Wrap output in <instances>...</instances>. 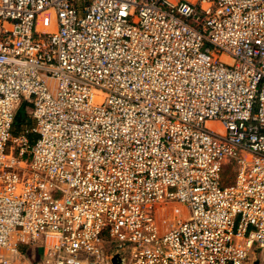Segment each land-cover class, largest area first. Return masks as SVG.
<instances>
[{
	"label": "built area",
	"instance_id": "1",
	"mask_svg": "<svg viewBox=\"0 0 264 264\" xmlns=\"http://www.w3.org/2000/svg\"><path fill=\"white\" fill-rule=\"evenodd\" d=\"M0 264H264V0H0Z\"/></svg>",
	"mask_w": 264,
	"mask_h": 264
},
{
	"label": "trees",
	"instance_id": "2",
	"mask_svg": "<svg viewBox=\"0 0 264 264\" xmlns=\"http://www.w3.org/2000/svg\"><path fill=\"white\" fill-rule=\"evenodd\" d=\"M28 105L23 103L20 105L16 112L15 122H14V135H21L26 129H30L32 126V121L27 112ZM28 138L30 142L34 143L37 136L35 134L29 133Z\"/></svg>",
	"mask_w": 264,
	"mask_h": 264
},
{
	"label": "rangeland",
	"instance_id": "3",
	"mask_svg": "<svg viewBox=\"0 0 264 264\" xmlns=\"http://www.w3.org/2000/svg\"><path fill=\"white\" fill-rule=\"evenodd\" d=\"M48 14H50V13H47L46 16H47ZM50 27H51V26H50ZM50 27H49V28H50ZM49 28H48V29H49ZM208 126H209L210 128H213V127H217V124H213V125L208 124ZM173 214H174V213H173V210H172V209H169V210L165 211L162 215L165 216V217H168V218H173V217H174ZM183 214H184V212L182 213V216H183ZM111 246H112V244H109V245H108V248H110ZM27 255H28L27 257H28L29 261H33V259H34L35 256H33L31 249L28 250V254H27Z\"/></svg>",
	"mask_w": 264,
	"mask_h": 264
},
{
	"label": "bare ground",
	"instance_id": "4",
	"mask_svg": "<svg viewBox=\"0 0 264 264\" xmlns=\"http://www.w3.org/2000/svg\"><path fill=\"white\" fill-rule=\"evenodd\" d=\"M45 16H46V15H44L43 17H45ZM46 17H50V18H52V15L49 14V15H47ZM39 21H40V22H39V25H38L39 30H47L48 27H46V25L43 23V18H41Z\"/></svg>",
	"mask_w": 264,
	"mask_h": 264
},
{
	"label": "crops",
	"instance_id": "5",
	"mask_svg": "<svg viewBox=\"0 0 264 264\" xmlns=\"http://www.w3.org/2000/svg\"><path fill=\"white\" fill-rule=\"evenodd\" d=\"M50 14L52 15V18H53V16H54L53 13H50ZM45 15H46V14H45ZM48 15H49V14H48ZM45 17H46V16H45ZM42 18H44V17L42 16ZM39 22H40V21H39Z\"/></svg>",
	"mask_w": 264,
	"mask_h": 264
}]
</instances>
